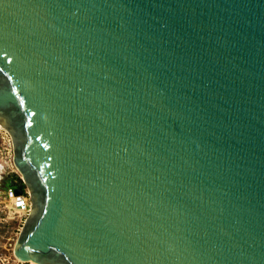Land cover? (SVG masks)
Masks as SVG:
<instances>
[{
	"label": "water",
	"instance_id": "95a60500",
	"mask_svg": "<svg viewBox=\"0 0 264 264\" xmlns=\"http://www.w3.org/2000/svg\"><path fill=\"white\" fill-rule=\"evenodd\" d=\"M0 124L21 262L264 264V0H0Z\"/></svg>",
	"mask_w": 264,
	"mask_h": 264
},
{
	"label": "rangeland",
	"instance_id": "374dc122",
	"mask_svg": "<svg viewBox=\"0 0 264 264\" xmlns=\"http://www.w3.org/2000/svg\"><path fill=\"white\" fill-rule=\"evenodd\" d=\"M13 156L10 134L7 135L0 129V160L6 161L9 165L0 178V264L13 262V249L26 217V215L21 217L16 210L10 208L5 196V190L13 181H22L21 174L14 166Z\"/></svg>",
	"mask_w": 264,
	"mask_h": 264
},
{
	"label": "built area",
	"instance_id": "2783aa9c",
	"mask_svg": "<svg viewBox=\"0 0 264 264\" xmlns=\"http://www.w3.org/2000/svg\"><path fill=\"white\" fill-rule=\"evenodd\" d=\"M19 187H23V189H24L23 194H16L15 193V189L19 188ZM5 196L7 199V203H12L13 208H11V209H13V210L18 209V210L27 211V215H29V213H30V198H29L28 190L25 188L23 181H18V180L13 181L10 184V186L5 190ZM27 217L28 216H26L24 218V224H25ZM22 229H23V227H22ZM22 229H21V231H22ZM21 231H20V233H21ZM13 251H14V249H13ZM13 259L14 260L12 263L9 262L10 264H30V263H24V262L18 261L15 258H13Z\"/></svg>",
	"mask_w": 264,
	"mask_h": 264
},
{
	"label": "bare ground",
	"instance_id": "6f19581e",
	"mask_svg": "<svg viewBox=\"0 0 264 264\" xmlns=\"http://www.w3.org/2000/svg\"><path fill=\"white\" fill-rule=\"evenodd\" d=\"M0 129L2 130V131H4V132H6L7 133V135H9V132H8V130H6L1 124H0ZM10 137H11V135H10ZM12 139V138H11ZM13 143V142H12ZM9 165H8V163L6 162V161H3V160H0V178H1V175L3 174V172H4V170L6 169V167H8ZM9 205H10V208H13L12 207V203H9ZM17 211V213H19V215L21 216V217H23V216H28L27 215V211H23V210H16ZM30 211H31V204H30ZM16 244V243H15ZM13 256H14V254H13ZM14 258L16 259V260H18V261H20L18 258H16L15 256H14ZM28 263H30V264H38V263H36V262H34V261H30V262H28Z\"/></svg>",
	"mask_w": 264,
	"mask_h": 264
}]
</instances>
